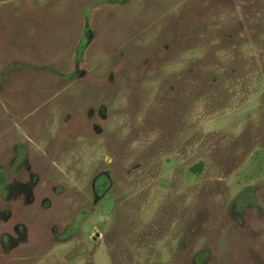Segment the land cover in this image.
Masks as SVG:
<instances>
[{
	"label": "rangeland",
	"instance_id": "obj_1",
	"mask_svg": "<svg viewBox=\"0 0 264 264\" xmlns=\"http://www.w3.org/2000/svg\"><path fill=\"white\" fill-rule=\"evenodd\" d=\"M0 264H264V0H0Z\"/></svg>",
	"mask_w": 264,
	"mask_h": 264
},
{
	"label": "flooded vegetation",
	"instance_id": "obj_2",
	"mask_svg": "<svg viewBox=\"0 0 264 264\" xmlns=\"http://www.w3.org/2000/svg\"><path fill=\"white\" fill-rule=\"evenodd\" d=\"M96 189H97V187H96Z\"/></svg>",
	"mask_w": 264,
	"mask_h": 264
}]
</instances>
